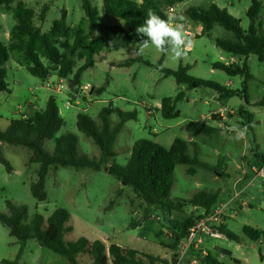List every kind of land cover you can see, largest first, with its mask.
Wrapping results in <instances>:
<instances>
[{
  "label": "rangeland",
  "instance_id": "1",
  "mask_svg": "<svg viewBox=\"0 0 264 264\" xmlns=\"http://www.w3.org/2000/svg\"><path fill=\"white\" fill-rule=\"evenodd\" d=\"M20 1L35 11V24L40 26L43 32H48L53 22L66 11L71 28L68 43H73L78 29H89L82 6L83 0H18L13 6ZM91 1L98 10L100 24L95 35L107 38L108 27H126L122 19L106 14L102 0ZM261 1L262 19L264 0ZM212 2L227 8L241 21L243 29L248 28L247 10L251 0H185L179 6H174L172 16L185 17L184 30L191 28L193 32V36L189 37L192 49L181 59L168 53L164 57L163 65L171 70H177L180 65H191L189 75L217 82L229 90H241L242 76H229L213 67L216 62L240 65L243 63L244 57L227 53L214 43L216 38L231 39L233 34L216 24L210 35H199L197 31L202 25L190 23L185 14L188 7H208ZM45 6L48 7L47 17L41 22L38 16ZM14 25L12 12L0 7V41L9 43ZM261 33L264 35V27ZM135 47L134 44L108 42L106 48L95 55V66L82 74L81 83L76 89H71L67 79L59 78L55 72L45 81L31 75L26 69L22 54L12 52L5 65L9 91L0 92V130L4 131L12 119L30 117L35 111L43 110L50 96H54L65 121L56 136L67 133L77 135L79 156L99 159V147L92 138L77 128L78 113H86L100 127L103 122L99 114L105 108L113 111L109 116L111 126L119 121L117 110L124 113L136 112V119L126 122L116 139L115 162L125 164L139 139L153 140L167 149L171 148L176 138L183 139L188 144L189 155H197L201 163L214 169L196 166L195 174H190V166L176 165L170 198L173 201H190L200 191L217 192V203L207 215L230 202L229 207L219 215L218 221L210 226L218 230L225 225L240 236V241L229 240L223 234L212 237L204 233L200 242H194L197 245L189 252L187 264H202L200 257L207 254L228 264H234L235 260L241 264H264V238L253 241L242 232L245 225L264 230V179L256 172L264 167V107L253 105L264 97V61H260L256 55L249 57L254 77L248 82V98L251 105L247 106L242 94L222 99L219 93L211 88L188 89L185 85H178L174 77H166L158 70L157 65L163 56L162 53L154 47H149L143 54H137L133 51ZM128 59L136 60L129 66L120 67ZM43 61L48 64L45 59ZM84 62V59L76 57L73 74ZM73 74L69 78H72ZM102 87L105 90L99 94L97 91ZM180 91L184 92V97L177 102L179 117L164 118L160 111L162 100L175 97ZM242 105L255 114V124L254 131L247 132L246 138L237 142L229 138L231 133L222 135L221 132L234 124L241 126L242 119L238 110ZM193 121H204L217 131L211 135L189 132L187 126ZM54 146V140H47L43 148L53 153ZM1 149L12 167L9 172L0 162L1 213L9 214L8 201L18 206L24 205L28 209L24 224H28L35 214H41L47 219L55 209L66 208L71 213L69 225L73 227V231L66 235L68 242H76L80 237H85L91 242L101 240L107 248L111 244H117L126 249H135L143 255L167 260L170 264L175 253H180L183 241L177 250L171 247L172 233L169 229H163L167 223L161 213L152 215L155 223L151 231L144 230L143 225L135 229L130 228L132 220L142 218L145 204L131 188L123 186L108 173V166L113 160L100 171L74 167H59L57 170L52 168L46 179L47 199L38 201L32 195L31 186L37 181L39 164L30 163L31 151L24 146L7 143H2ZM186 210L188 213H204L202 208L192 205H188ZM161 230L163 233L158 236L156 233ZM20 248L21 243L10 234L9 228L0 222V264H10ZM78 260L82 264L91 262L88 255H80ZM19 264L69 263L62 256L41 246L36 239H30L23 249Z\"/></svg>",
  "mask_w": 264,
  "mask_h": 264
},
{
  "label": "trees",
  "instance_id": "2",
  "mask_svg": "<svg viewBox=\"0 0 264 264\" xmlns=\"http://www.w3.org/2000/svg\"><path fill=\"white\" fill-rule=\"evenodd\" d=\"M17 1L0 0V7L10 10L15 21L9 43L5 44L0 41V92L9 91L5 65L10 60L12 52L22 54L27 65L26 69L31 75L45 81L55 72L59 78L67 79L71 89H76L81 83L82 74L95 66V55L104 50L108 42L113 44L122 42L123 45L141 42L146 37L138 35L135 30L143 24L149 9L167 19L170 9L185 0H102L106 14L122 19L126 25L125 28L108 27L107 38L95 35L100 25L98 10L93 6L91 0H83L82 6L89 23V29H78L72 44L67 42L71 28L68 24L66 11H63L61 17L53 22L48 32H43L42 28L35 24L37 18L35 11L28 8L22 1L13 6ZM262 8L261 0H251V5L247 10L249 26L246 30L242 28L241 21L233 16L227 8H222L214 2L208 7L191 6L185 10L188 19L202 25L201 35H210L216 24L233 34L231 39L216 38L214 43L227 53L244 57L243 63L240 65L216 62L213 67L226 72L229 76H242L241 90H229L217 82L193 77L188 73L191 65H180L177 70L161 68L165 54L157 65L158 70L163 72L166 77H174L178 85H185L188 89L211 88L217 91L222 99L242 94L245 104L251 105L248 98V82L254 76L251 73L249 57L256 55L260 61H264V35L261 33V29L264 27V18L261 19ZM47 12L48 7L45 6L38 16L41 22L46 20ZM76 57L84 59L85 62L73 74ZM135 60L128 59L120 67L129 66ZM146 64L149 65L147 61ZM71 74L73 77L69 78ZM104 90L102 87L97 92L100 94ZM183 97L184 92L180 91L175 97L164 98L160 107L162 116L168 119L179 117L177 102ZM253 105L264 107V97ZM112 112V109L108 108L100 112L99 117L103 122L100 127L86 113H78L77 128L87 137L92 138L101 151L99 159L80 157L77 135L67 133L59 137L56 136L65 121L60 114L56 97L50 96L43 110L35 111L30 117L12 119L4 131L0 130V162L11 172L12 167L2 154V143L28 148L31 151L30 163L39 164L37 181L32 184L31 192L38 201H44L47 199L46 179L52 168L57 170L59 167H74L100 171L103 166L105 167L109 161L113 160V163L108 166V173L123 186L131 188L145 204L142 218L136 221L132 220L130 228L135 229L143 225L144 230H153L152 226L155 222L152 220V215L159 212L167 223L163 229H169L172 233L171 247L177 250L180 243L188 236L189 230L203 218L204 214L212 210L217 203L218 193L200 191L190 201H173L170 196L175 167L178 164H186L190 166L188 169L190 174H195L196 166H202L209 170L214 168L201 163L197 155H189L187 142L180 138L174 140L170 149L150 139H139L135 142L127 162L122 165L118 164L114 161L117 156L114 144L126 122L136 119V112L124 113L117 110L119 121L111 126L109 116ZM238 112L242 119L240 125L247 126L248 132L254 131L255 114L244 105L239 107ZM187 131L211 135L217 129L204 121H193L188 124ZM47 140H54L53 153H49L43 148ZM7 204L9 214L0 212V222L7 226L10 234L21 243L19 253L10 264H19L23 249L30 239H36L41 246L62 256L69 264H82L78 260L80 255H88L90 264H170L167 260L143 255L135 249H126L117 244H111L107 248L101 240L91 242L85 237H80L76 242H68L66 235L73 231V227L69 225L71 213L66 208L55 209L47 219L41 214H35L28 224H24L28 217L27 207L15 205L10 201ZM188 205L202 208L203 215L188 213L186 210ZM218 230L229 240L240 241V236L225 225L219 227ZM242 232L253 241L264 238V230L248 225L242 227ZM162 233L161 230L156 234L159 236ZM176 254L172 264L176 262ZM200 262L202 264H228L211 254L201 256ZM234 264L241 263L235 260Z\"/></svg>",
  "mask_w": 264,
  "mask_h": 264
},
{
  "label": "clouds",
  "instance_id": "3",
  "mask_svg": "<svg viewBox=\"0 0 264 264\" xmlns=\"http://www.w3.org/2000/svg\"><path fill=\"white\" fill-rule=\"evenodd\" d=\"M184 20L185 17L182 15L169 16L165 19L149 9L143 24L135 30L138 35L146 37V39L134 44L136 47L133 51L137 54H143L149 47H154L162 54L171 53L177 59L183 58L192 46V41L184 30ZM121 23L123 22L121 21ZM163 67L165 65H161V68ZM247 132V126L241 127L234 124L223 129L221 134L231 133L229 138L238 142L246 138Z\"/></svg>",
  "mask_w": 264,
  "mask_h": 264
},
{
  "label": "built area",
  "instance_id": "4",
  "mask_svg": "<svg viewBox=\"0 0 264 264\" xmlns=\"http://www.w3.org/2000/svg\"><path fill=\"white\" fill-rule=\"evenodd\" d=\"M174 7L170 9L169 16L173 15ZM190 20V19H189ZM190 23L198 24L193 21H189ZM264 25V23H263ZM191 29V28H190ZM188 29H185V32L187 33L188 37L193 36V32ZM199 35L202 34V27L199 31H197ZM192 49V46L188 49L189 51ZM85 88H88L84 86ZM69 106V104H67ZM257 172V175L262 177L264 179V167L260 168ZM230 203V202H229ZM229 203L221 205L218 209H216L212 214H204L203 218H201L197 223L189 230L188 236L183 240L181 245V251L176 257L175 264H187V258L188 254L191 250H193L196 247L195 241L200 242L201 237L204 235H210L212 237H217L221 235L219 230L216 228L211 227L210 225L215 224L216 221H218L219 215L225 210L227 207H229ZM210 226V227H209Z\"/></svg>",
  "mask_w": 264,
  "mask_h": 264
},
{
  "label": "crops",
  "instance_id": "5",
  "mask_svg": "<svg viewBox=\"0 0 264 264\" xmlns=\"http://www.w3.org/2000/svg\"><path fill=\"white\" fill-rule=\"evenodd\" d=\"M212 3H213V2H212ZM179 5H180V4H178L177 6H179ZM243 172H245V170H244ZM246 174H247V173H246ZM246 174H245V175H246Z\"/></svg>",
  "mask_w": 264,
  "mask_h": 264
}]
</instances>
